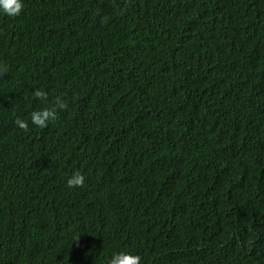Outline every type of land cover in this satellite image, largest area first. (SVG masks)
Segmentation results:
<instances>
[{"label":"trees","instance_id":"obj_1","mask_svg":"<svg viewBox=\"0 0 264 264\" xmlns=\"http://www.w3.org/2000/svg\"><path fill=\"white\" fill-rule=\"evenodd\" d=\"M23 3L0 13V264H264V0Z\"/></svg>","mask_w":264,"mask_h":264},{"label":"clouds","instance_id":"obj_2","mask_svg":"<svg viewBox=\"0 0 264 264\" xmlns=\"http://www.w3.org/2000/svg\"><path fill=\"white\" fill-rule=\"evenodd\" d=\"M24 10L23 0H0V13L8 17H18ZM8 69L6 66L0 67V76H4ZM35 99L40 101H47L48 93L42 89H35L32 92ZM67 108V103L60 97H57L54 104L51 107L43 108L42 110L33 111L31 113V121L37 127L43 129L46 128L49 122L55 121L58 116V109L63 110ZM15 125L21 130L28 131V123L26 120L19 117L14 121ZM85 183V176L81 172L76 171L67 180V186L69 188L83 187ZM80 236L74 237V241L78 242ZM107 264H141V256L138 254H132L130 252H116L114 253Z\"/></svg>","mask_w":264,"mask_h":264}]
</instances>
